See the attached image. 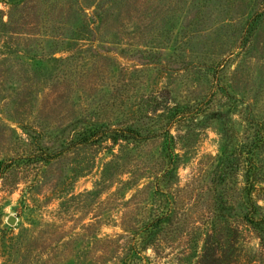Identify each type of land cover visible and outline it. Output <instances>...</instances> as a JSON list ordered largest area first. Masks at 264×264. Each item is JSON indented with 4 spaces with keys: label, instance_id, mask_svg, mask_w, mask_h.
I'll list each match as a JSON object with an SVG mask.
<instances>
[{
    "label": "rangeland",
    "instance_id": "obj_1",
    "mask_svg": "<svg viewBox=\"0 0 264 264\" xmlns=\"http://www.w3.org/2000/svg\"><path fill=\"white\" fill-rule=\"evenodd\" d=\"M262 122L264 0H0V264H264Z\"/></svg>",
    "mask_w": 264,
    "mask_h": 264
},
{
    "label": "trees",
    "instance_id": "obj_2",
    "mask_svg": "<svg viewBox=\"0 0 264 264\" xmlns=\"http://www.w3.org/2000/svg\"><path fill=\"white\" fill-rule=\"evenodd\" d=\"M254 125L256 127L253 136L238 148L237 160L242 156L245 164L244 192L246 193L248 207L243 215L244 220L257 232L261 242L264 244V207L254 198L257 184L264 177L258 156L259 152L264 151V122L255 123ZM234 154L235 152L230 156ZM168 157L169 167L164 174L165 177L174 171L175 156L169 154ZM230 160L226 153L220 158L219 164L215 169V177L213 180L215 187L220 186L227 179V176L233 172V163Z\"/></svg>",
    "mask_w": 264,
    "mask_h": 264
}]
</instances>
